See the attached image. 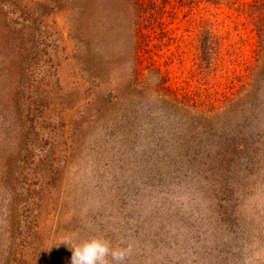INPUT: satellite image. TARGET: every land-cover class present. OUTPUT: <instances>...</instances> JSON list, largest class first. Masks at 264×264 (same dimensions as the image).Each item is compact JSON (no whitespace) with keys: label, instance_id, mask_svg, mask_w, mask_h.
I'll return each instance as SVG.
<instances>
[{"label":"rangeland","instance_id":"rangeland-1","mask_svg":"<svg viewBox=\"0 0 264 264\" xmlns=\"http://www.w3.org/2000/svg\"><path fill=\"white\" fill-rule=\"evenodd\" d=\"M63 6L0 0V264H70L62 241L92 237L130 249L124 264H264V143L235 145L219 166L213 145L191 143L195 129L148 125L145 101L78 42L80 18ZM208 9L250 59L243 17ZM182 56L163 67L168 84L223 89Z\"/></svg>","mask_w":264,"mask_h":264},{"label":"trees","instance_id":"trees-1","mask_svg":"<svg viewBox=\"0 0 264 264\" xmlns=\"http://www.w3.org/2000/svg\"><path fill=\"white\" fill-rule=\"evenodd\" d=\"M63 2L67 14L74 9L80 18L78 42L93 45L110 72L124 78L125 90L145 101L142 114L148 125L167 122L195 129L188 137L191 143L200 144L203 137L204 144L213 145L214 153L208 151L212 161L216 153L225 159L219 166L232 164V154L240 151L235 145L253 144L259 150L255 145L264 143V132L254 136L249 127L264 126V0ZM208 6L231 11L226 15L234 22L243 17L242 24L253 33L250 59H240L242 50L232 41L231 30ZM166 53L169 61L159 63ZM185 54L191 56L195 73L212 75L223 89L204 96L168 84L169 70L163 67L173 59L183 62Z\"/></svg>","mask_w":264,"mask_h":264},{"label":"clouds","instance_id":"clouds-1","mask_svg":"<svg viewBox=\"0 0 264 264\" xmlns=\"http://www.w3.org/2000/svg\"><path fill=\"white\" fill-rule=\"evenodd\" d=\"M71 251L70 264H124L130 249L114 248L111 242L99 237L82 241L64 240Z\"/></svg>","mask_w":264,"mask_h":264}]
</instances>
